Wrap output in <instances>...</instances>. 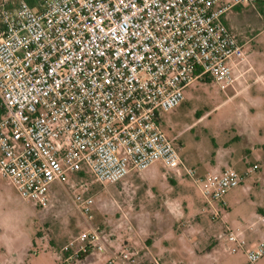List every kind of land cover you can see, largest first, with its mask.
<instances>
[{
	"label": "built area",
	"instance_id": "built-area-1",
	"mask_svg": "<svg viewBox=\"0 0 264 264\" xmlns=\"http://www.w3.org/2000/svg\"><path fill=\"white\" fill-rule=\"evenodd\" d=\"M256 0H25L0 2V178L36 207L51 187L87 169L99 184H115L155 162L176 169L203 198L202 210L259 169L201 174L181 160L160 128V112L183 100L204 77L232 86L244 44L223 22L234 7ZM84 228L60 249V264L82 254L107 264H134L135 253L110 251L91 223L94 199L74 193ZM229 227L219 237L249 264L264 256V239L248 244ZM107 257V256H106Z\"/></svg>",
	"mask_w": 264,
	"mask_h": 264
},
{
	"label": "rangeland",
	"instance_id": "rangeland-1",
	"mask_svg": "<svg viewBox=\"0 0 264 264\" xmlns=\"http://www.w3.org/2000/svg\"><path fill=\"white\" fill-rule=\"evenodd\" d=\"M243 50L248 65L239 67H252L246 74L251 81L254 72H264V33ZM242 85L236 80L222 91L198 80L183 91L177 107L159 115L161 130L189 166H219L226 155L238 170L259 165L215 203L217 215L202 210L203 198L191 181L164 176L160 162L142 171L154 184L138 173L117 184H99L89 173L72 175L66 190L54 189L51 203L41 208L0 178V264H60L61 247L84 228L72 206L74 193L92 195L91 223L103 232L110 251L135 253L134 264H249L242 251L227 252L219 237L229 227L244 230L250 242L264 238V86ZM106 256L74 264H107ZM255 264H264V256Z\"/></svg>",
	"mask_w": 264,
	"mask_h": 264
},
{
	"label": "crops",
	"instance_id": "crops-1",
	"mask_svg": "<svg viewBox=\"0 0 264 264\" xmlns=\"http://www.w3.org/2000/svg\"><path fill=\"white\" fill-rule=\"evenodd\" d=\"M223 22L230 30H232L234 33L238 35L239 39L243 42L244 46L249 43H253L255 39L259 38L264 33V0H256V2L252 5H239V6L234 7L230 12H228L223 17ZM245 64L248 65L247 58H246ZM249 71H253L251 66L245 69H240V67H238V70L235 71V75H234L236 78L235 81L236 80L241 81L243 84L242 85L243 89H247L249 85L257 83V82L263 83V86H264V72L260 74H256L254 72L251 78V81H249L246 78V74L249 73ZM181 160L188 167L196 168L198 172L203 173V174L205 173L217 174L224 168L230 167L229 165L230 160L227 157V155L223 157V159L220 160L221 163L219 164V166L217 165L214 167L212 165L207 166L205 164L189 166L182 158ZM162 168H163V172L165 171L163 173L164 176L168 174V176H170L171 178L178 179L176 169H167L163 165H162ZM260 169H261V166H260ZM133 174L140 175V177L142 178L141 180H144L145 183L147 184H151V183L154 184L152 181L145 178L142 171L129 173L123 179L130 177ZM122 180L118 181L117 183H120ZM58 188L60 187L55 184L52 185L50 203H51V199L53 198L52 197L53 194H55L54 189L57 190ZM132 235L133 234H131L129 237H131ZM261 239H264V238H259L256 241L261 240ZM246 240L250 244L256 242V241L250 242L247 236H246ZM23 251H25V248L23 249ZM10 252L12 253L11 255L12 259L18 257V254H17L18 252H16L15 250L10 251Z\"/></svg>",
	"mask_w": 264,
	"mask_h": 264
},
{
	"label": "trees",
	"instance_id": "trees-1",
	"mask_svg": "<svg viewBox=\"0 0 264 264\" xmlns=\"http://www.w3.org/2000/svg\"><path fill=\"white\" fill-rule=\"evenodd\" d=\"M30 6H33L34 5V0H25ZM0 28H1V24H0ZM202 81L204 82H210V79L208 77H204L202 79ZM85 173H89L87 171V169L85 168H82L81 170H79L78 172L75 173V175H77L78 177L79 176H84ZM90 174V173H89ZM84 257H87V254H82L81 257L79 258V260L83 259Z\"/></svg>",
	"mask_w": 264,
	"mask_h": 264
}]
</instances>
